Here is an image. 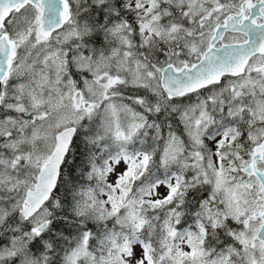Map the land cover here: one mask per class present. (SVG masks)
I'll return each mask as SVG.
<instances>
[{"label":"snow or ice","instance_id":"snow-or-ice-1","mask_svg":"<svg viewBox=\"0 0 264 264\" xmlns=\"http://www.w3.org/2000/svg\"><path fill=\"white\" fill-rule=\"evenodd\" d=\"M0 264H264V0H0Z\"/></svg>","mask_w":264,"mask_h":264}]
</instances>
